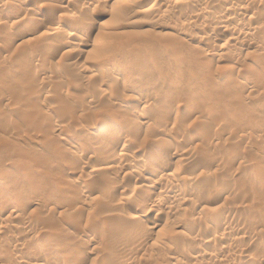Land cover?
I'll list each match as a JSON object with an SVG mask.
<instances>
[{"label":"rangeland","instance_id":"rangeland-1","mask_svg":"<svg viewBox=\"0 0 264 264\" xmlns=\"http://www.w3.org/2000/svg\"><path fill=\"white\" fill-rule=\"evenodd\" d=\"M249 1L0 0V264H264Z\"/></svg>","mask_w":264,"mask_h":264},{"label":"bare ground","instance_id":"bare-ground-1","mask_svg":"<svg viewBox=\"0 0 264 264\" xmlns=\"http://www.w3.org/2000/svg\"><path fill=\"white\" fill-rule=\"evenodd\" d=\"M250 3V1L249 0H237V3L235 4V6L236 7H239V6H241V4H244V3ZM247 5V4H246ZM245 6V5H244ZM232 7V9L233 8H235L234 6H231ZM242 7V6H241ZM231 10V9H230ZM230 10H229V12H230ZM233 10H235V9H233ZM232 11V10H231ZM233 19H235V17L233 18ZM89 29H92V28H89ZM14 42H16L15 41V39H14ZM13 43V41L11 40V42H9L5 47H4V51L5 50H7L8 49V47L11 45ZM173 84V83H172ZM162 86H166V84L163 82L162 84H161ZM175 115V114H174ZM185 121L182 117H180V116H176L175 115V117H167V118H165V120H164V123H163V126L164 127H172V125L173 126H176V124L175 123H178V122H181V121ZM175 124V125H174ZM104 126V125H103ZM119 138V137H118ZM99 139V138H98ZM101 140H102V138H100ZM104 139V138H103ZM114 139V138H113ZM116 140V139H115ZM103 141V140H102ZM105 141V140H104ZM118 141V140H117ZM97 142H99V140L97 141ZM110 142V140H108V143ZM112 142V141H111ZM96 143V142H95ZM101 143V142H100ZM107 143V144H108ZM119 143V142H118ZM102 144H103V142H102ZM101 144V145H102ZM105 144V143H104ZM99 145V144H98ZM104 147V146H103ZM84 153V152H83ZM86 153V152H85ZM88 153V152H87ZM85 155V154H84ZM92 156V155H91ZM122 158V157H121ZM155 171V170H154ZM146 172L147 173H149L150 175H153V174H151V173H153L152 171H151V169L149 168V169H146ZM33 189V188H32ZM32 191H34V190H32ZM31 191V192H32ZM33 193V192H32ZM1 194V193H0ZM174 198L175 199H182V198H184V197H182V195L181 194H175L174 195ZM11 203V202H10ZM138 209H140V208H138ZM55 236V235H54ZM52 237V236H51ZM57 238V237H56ZM189 256L191 255L190 253L188 254ZM187 256V255H186ZM185 256V257H186ZM40 257V256H39ZM43 257V256H42ZM191 257V256H190ZM192 258V257H191ZM187 259H188V256H187ZM40 260V259H39ZM40 262V261H39ZM38 264V263H37Z\"/></svg>","mask_w":264,"mask_h":264}]
</instances>
